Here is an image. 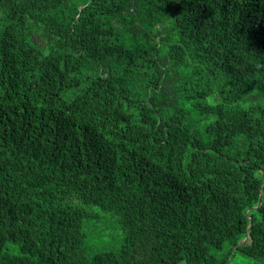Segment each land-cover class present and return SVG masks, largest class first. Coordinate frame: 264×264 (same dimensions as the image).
Returning a JSON list of instances; mask_svg holds the SVG:
<instances>
[{
	"label": "trees",
	"instance_id": "16d2710c",
	"mask_svg": "<svg viewBox=\"0 0 264 264\" xmlns=\"http://www.w3.org/2000/svg\"><path fill=\"white\" fill-rule=\"evenodd\" d=\"M0 264H264V0H0Z\"/></svg>",
	"mask_w": 264,
	"mask_h": 264
},
{
	"label": "rangeland",
	"instance_id": "374dc122",
	"mask_svg": "<svg viewBox=\"0 0 264 264\" xmlns=\"http://www.w3.org/2000/svg\"><path fill=\"white\" fill-rule=\"evenodd\" d=\"M106 217V216H105ZM106 220V225L102 226H88L86 228V240L85 244L89 249L97 250H115L120 246L122 234L121 231L116 228V221L114 218Z\"/></svg>",
	"mask_w": 264,
	"mask_h": 264
},
{
	"label": "water",
	"instance_id": "95a60500",
	"mask_svg": "<svg viewBox=\"0 0 264 264\" xmlns=\"http://www.w3.org/2000/svg\"><path fill=\"white\" fill-rule=\"evenodd\" d=\"M261 203V202H260Z\"/></svg>",
	"mask_w": 264,
	"mask_h": 264
}]
</instances>
